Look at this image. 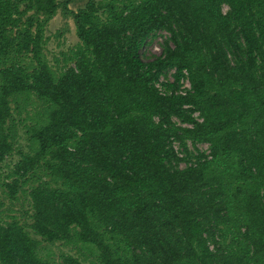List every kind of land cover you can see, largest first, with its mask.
I'll return each instance as SVG.
<instances>
[{
  "label": "trees",
  "instance_id": "16d2710c",
  "mask_svg": "<svg viewBox=\"0 0 264 264\" xmlns=\"http://www.w3.org/2000/svg\"><path fill=\"white\" fill-rule=\"evenodd\" d=\"M71 3L0 0V170L19 155L2 193L30 198L34 234L99 264H264V0ZM58 14L79 39L64 66L45 52ZM162 31L161 54L145 59ZM185 69L193 91L179 95ZM195 110L192 129L172 120ZM40 244L0 218V264H84L43 258Z\"/></svg>",
  "mask_w": 264,
  "mask_h": 264
},
{
  "label": "rangeland",
  "instance_id": "374dc122",
  "mask_svg": "<svg viewBox=\"0 0 264 264\" xmlns=\"http://www.w3.org/2000/svg\"><path fill=\"white\" fill-rule=\"evenodd\" d=\"M87 1L88 0H72L70 7L74 10H78L86 5ZM46 35L49 38L45 51L47 58L54 66L57 64L64 66L65 56L71 54V51L79 43L72 19L64 18L61 14H58L48 24ZM168 36L167 32L162 31L156 36H153V38L150 37L141 49L142 56L145 59L154 58L156 54L161 52L162 43L165 37ZM172 72L173 69L169 70L167 76H169ZM22 141V147L27 148L25 140ZM200 148L203 147L200 146ZM18 160V153H14L6 158L2 169L0 170V179L5 178L9 174ZM27 209L30 210V198L26 194L18 193V199L12 200L8 197V195L2 193V190L0 189V218L8 219L10 216H16L22 223H24L31 235L34 238L41 240L39 253L43 258L58 262L62 254H71L79 257L84 264H99L95 255H90L89 252L84 249H79L78 247L71 245H65L60 241L51 243L34 234L32 229L29 227L31 218L26 212ZM222 243L225 246H230L233 243L232 236L228 235L226 238L222 239Z\"/></svg>",
  "mask_w": 264,
  "mask_h": 264
},
{
  "label": "built area",
  "instance_id": "2783aa9c",
  "mask_svg": "<svg viewBox=\"0 0 264 264\" xmlns=\"http://www.w3.org/2000/svg\"><path fill=\"white\" fill-rule=\"evenodd\" d=\"M159 54H161V52L156 54V55H159ZM169 70H172V69H169ZM169 70H167L164 74H162L160 76V78L158 79V81L156 82V86L161 91V93H164V94L167 92L171 93L170 92L171 90L167 91V88L164 86V83L165 82L172 83L175 80V77H174L175 69L173 68V72L171 74H169V76H167V73ZM192 91H193L192 81L189 77L188 71L185 69L183 71V75L179 81L178 87L175 90V93L179 94V95H187L189 92H192ZM190 107H191V105H185V108H190ZM192 119L193 120H190V121H183L178 117H174L172 120L174 123H176V125L178 127L188 128V129L194 128L196 122L201 123L204 120V118H203V116L199 110H195L192 112ZM199 145L203 148H200ZM172 146H173V149L175 150V152L178 154V156H180V157L186 156L185 148L183 147V145L181 144V142L179 140H173ZM187 146H188V149L190 151H192L195 155H199L200 153H203L206 156L205 159L206 158L207 159L212 158L210 144L208 142H197L194 144L191 140H187ZM190 164L196 165L195 160H192V162ZM186 165H187L186 161H182L180 163L181 168L186 167Z\"/></svg>",
  "mask_w": 264,
  "mask_h": 264
}]
</instances>
